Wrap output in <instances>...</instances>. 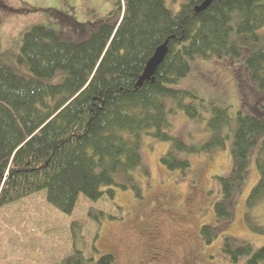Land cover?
Here are the masks:
<instances>
[{"label":"trees","instance_id":"1","mask_svg":"<svg viewBox=\"0 0 264 264\" xmlns=\"http://www.w3.org/2000/svg\"><path fill=\"white\" fill-rule=\"evenodd\" d=\"M206 1L188 0L176 13L166 0H119L116 13H111L117 14L116 21L94 24L48 10L88 37L66 41L56 31L34 26L25 34L18 57L29 68L28 78L0 59V206L46 191V201L71 215L82 195L93 202L106 195L113 198L119 177L134 181L131 173L142 165L144 137L171 146L161 160L171 171L190 168L179 153L225 149L230 137L221 132L230 127L229 107L217 108L172 86L187 77L197 58L239 59L244 48L261 43L264 0H212L197 12ZM167 42L164 62L139 87L148 62ZM248 55L246 64L264 91V45ZM178 113L206 122L205 130L219 135L199 148L185 144L171 134L170 118ZM206 115L211 118L206 120ZM262 138L264 120L240 112L233 173L221 178L217 219L231 218L229 206L240 195L249 154ZM257 166L260 181L247 200L250 209L264 205V164L258 161ZM247 223L264 235V228ZM217 234V229L203 227L208 244ZM223 253L233 262L247 257L246 264H264V245L256 250L226 238ZM98 264H116V257L105 256Z\"/></svg>","mask_w":264,"mask_h":264},{"label":"rangeland","instance_id":"2","mask_svg":"<svg viewBox=\"0 0 264 264\" xmlns=\"http://www.w3.org/2000/svg\"><path fill=\"white\" fill-rule=\"evenodd\" d=\"M187 1L166 0L176 13ZM118 2L0 0V59L21 75L31 77L29 68L19 63L18 57L25 34L34 26L56 31L66 41L79 42L88 37L54 19L48 10L65 13L80 24L113 22L118 16L111 13H116ZM261 32L264 36V29ZM263 45L264 40L251 43L239 59L197 58L191 62L187 77L172 86L208 104L213 102L217 108L229 107L230 127L221 132L230 137L225 149L201 155L179 153L178 157L187 160L190 168L186 172L171 171L161 161L171 146L144 137L142 165L131 173L134 181L119 177L113 198L106 195L93 202L82 195L71 215L46 201V191L0 206V264H98L105 256L116 257V264H135L137 250L148 253L150 244L163 246L172 258L182 259L186 252L194 251L201 264H246L247 257L233 262L223 253V247L226 238L238 244L246 242L256 250L264 245V235L252 231L247 223L264 228V205L250 209L247 204L260 181L257 162L264 164V138L249 154L245 182L238 186L240 195L235 194L229 206L231 218L217 219L215 205L223 198L221 178L233 173V138L239 113L264 120V91L258 88L246 64L248 53ZM170 122L171 134L189 146L202 147L219 135L206 131V122L191 120L183 113L171 117ZM205 226L218 230L211 244L202 235ZM149 235L156 242L142 246L139 236Z\"/></svg>","mask_w":264,"mask_h":264},{"label":"flooded vegetation","instance_id":"3","mask_svg":"<svg viewBox=\"0 0 264 264\" xmlns=\"http://www.w3.org/2000/svg\"><path fill=\"white\" fill-rule=\"evenodd\" d=\"M150 237L151 235L148 237L139 236L141 245L144 246L143 244H147V242H156L155 238L151 239ZM148 246H151V250L148 253H143L141 249L137 250V257H135L136 260H134L135 264H201L200 256H198L194 251L186 252L184 258L180 259L178 256L176 258H172V254L169 256V252L163 250V246L161 245L150 244Z\"/></svg>","mask_w":264,"mask_h":264},{"label":"water","instance_id":"4","mask_svg":"<svg viewBox=\"0 0 264 264\" xmlns=\"http://www.w3.org/2000/svg\"><path fill=\"white\" fill-rule=\"evenodd\" d=\"M211 3L212 0L206 1L200 8H197V12H203L210 6ZM167 54H168V42L165 43L162 47L158 48L152 59L148 62L145 68V72L141 78L142 80H140L139 82L138 85L139 87H141L145 81H149L153 79V77L157 72L158 67L164 62Z\"/></svg>","mask_w":264,"mask_h":264}]
</instances>
